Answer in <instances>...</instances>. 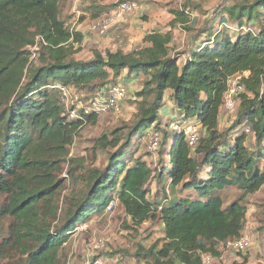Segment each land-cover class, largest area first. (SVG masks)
Wrapping results in <instances>:
<instances>
[{
	"label": "trees",
	"instance_id": "trees-1",
	"mask_svg": "<svg viewBox=\"0 0 264 264\" xmlns=\"http://www.w3.org/2000/svg\"><path fill=\"white\" fill-rule=\"evenodd\" d=\"M231 1L183 51L175 46L174 30L181 24L191 35L200 22L199 5L189 1L170 8L171 28L147 33V45L129 53L95 50L92 58L79 59L76 44L83 35L60 18V0H0V192L9 196L0 213L14 217L11 237L23 254L19 264H57L60 249L77 226L114 200L136 226L150 219L163 223L164 244L149 248L153 262L148 263L204 264L203 256L210 255L212 264H226L216 260L219 246L243 236L246 206L236 202L225 208L218 192L239 184L246 197L264 185V0ZM250 13L258 21L256 30L245 18ZM235 23L233 36L229 29ZM30 46L38 47L39 63L32 67ZM124 71L145 79L135 94L140 107L124 142L120 144V135L112 141L101 138V148L121 145L111 155L113 166L106 176L92 173L90 188L58 207V175L69 148L84 122H96L98 116L70 119L60 90L53 86L107 93L121 83L117 80ZM239 75L243 87L233 98L235 103L240 99V110L232 130L221 131L225 97ZM167 95L174 115L164 123ZM194 118L200 121V137L192 147L185 132L169 124ZM162 131L161 152L171 143L160 181L167 173L174 189L189 191L165 205L149 199L154 170L148 162L142 157L124 162L136 136ZM57 216L59 224L51 228L47 220ZM1 238L0 232V256L8 241ZM247 263L244 256L228 264Z\"/></svg>",
	"mask_w": 264,
	"mask_h": 264
},
{
	"label": "rangeland",
	"instance_id": "rangeland-1",
	"mask_svg": "<svg viewBox=\"0 0 264 264\" xmlns=\"http://www.w3.org/2000/svg\"><path fill=\"white\" fill-rule=\"evenodd\" d=\"M184 1L194 2L199 5L196 11L200 14V22L198 27L191 32V35L180 29L181 24L177 25V29L174 30L175 46L177 47L178 45V49L181 51L189 46L192 36L197 38L202 34L203 29L208 27L210 22L215 19V15L224 4H233L231 0H167V3L170 7L175 8L180 6ZM245 18L256 24L250 26L256 30L258 21L255 14L250 13ZM170 22L171 20L165 24H160L161 28L167 27V29H170ZM233 25L230 26L229 32L234 36L238 25L236 23ZM85 36L89 37L88 34H85ZM92 42L90 40L87 43H77L79 51L76 57L79 59H89L92 47L95 46ZM29 49L32 52L30 67L36 66L39 63L37 55L38 47L30 46ZM144 79V74H141L139 77H128L127 74L122 73L117 81L126 85L128 96L120 103L118 110L98 116L96 122L86 121L79 129L73 144L69 148L67 160L63 165L62 171L58 175V178L62 181V186L56 193L58 207H62L64 202H67L73 194L78 195L86 192L90 188L87 182L92 173L98 171L103 176L109 173L113 166L112 160H110L111 155L121 145H118L116 148H101V138L106 136L112 141L116 135H120L124 138L120 144L124 142L127 137L125 135L127 126L134 122L140 107L135 94L142 89ZM94 92L95 90L89 89H85L83 92L71 89L72 96L77 95L84 101L87 100V97L91 93L94 94ZM167 100H169V103L166 101V109L162 112L163 119L165 120L164 123L169 121L174 115L170 99L168 98ZM240 103V99L236 103L234 102L233 109H226L224 105L223 109L225 110L221 114L220 122L221 131L229 128L232 130L236 116L240 110ZM189 122L199 129L200 121L198 118H194ZM189 122H186V124ZM238 129L242 131L244 126ZM150 132L146 135L140 133L139 136L134 138L132 145L126 149L127 156L124 162L132 164L134 158L138 157H142L143 160L148 162L154 170V177L149 185V199L154 200L160 205H165L171 199L176 201L179 198L185 197L189 191H181L179 187L174 189L171 186V180L167 176V173L163 175L164 177L160 181V174L164 170L163 164L169 163L166 152L169 150L171 140L165 143L166 149L161 152V146L164 141L163 131L159 135V141L161 142L162 140V144L158 145L159 148L158 146L156 148L150 147L151 140L155 134ZM251 139L249 137V141ZM260 163L263 165L264 161H260ZM72 170L77 172L75 177L71 176ZM123 175L119 176V180ZM244 192L245 190L239 184H235L218 192V194L222 197L225 208H229L236 202H240L246 206V221L243 235H249L252 243L239 254L224 244L220 245L221 257L219 259L215 258L217 262L228 264L235 260L242 261L243 257L246 256L248 257L247 264H264V185L257 192L248 194L246 197H243ZM165 193L167 194L166 196ZM193 197H197L196 192H193ZM8 202V194L0 192V212L2 209H5ZM70 202L74 206V200ZM3 215L5 214L0 213L1 242H3L4 238L8 239V241L6 248L3 250V255L0 256V264H19L23 254L18 247V243L14 242V237H11L15 228L14 217ZM58 216L56 219L49 217L47 220L51 228H55L59 224L60 219ZM164 236V225L160 220L150 219L144 224L136 226L124 211L119 201L114 200L104 210L94 213L90 218L77 226L76 230L69 236L60 249L57 264H84L89 255L103 257L110 264H150L148 262H153V259L148 255L149 248L155 245L160 249L164 244ZM27 245L34 246L35 244L28 242ZM207 256L209 255H204V259ZM212 263L213 258L210 264Z\"/></svg>",
	"mask_w": 264,
	"mask_h": 264
},
{
	"label": "crops",
	"instance_id": "crops-1",
	"mask_svg": "<svg viewBox=\"0 0 264 264\" xmlns=\"http://www.w3.org/2000/svg\"><path fill=\"white\" fill-rule=\"evenodd\" d=\"M117 1L119 0H60V18L65 25L83 35L81 44L93 41L95 46L92 47L90 58L93 57L95 50L103 54L107 50H122L129 53L143 47L147 45L143 41L147 33L153 30H169L167 27L161 28L160 24H165L174 18L169 12L170 8L174 7H170L167 0H135L139 4L138 9L118 19L110 27L108 34L100 35L92 31L91 26L95 20L110 12V6ZM85 34L89 37L87 38ZM124 73L127 74V71ZM131 76L136 77L134 74ZM167 96L169 98V95ZM167 101L169 103V100Z\"/></svg>",
	"mask_w": 264,
	"mask_h": 264
},
{
	"label": "built area",
	"instance_id": "built-area-1",
	"mask_svg": "<svg viewBox=\"0 0 264 264\" xmlns=\"http://www.w3.org/2000/svg\"><path fill=\"white\" fill-rule=\"evenodd\" d=\"M139 7V4L135 0H119L113 9L110 10L104 16H101L91 26V30L100 34L106 35L109 32L110 27L121 18L133 13ZM243 75H247L246 73ZM243 75L237 76L230 85L228 94L225 97V108L233 109L235 99L233 94L242 89V85L239 83ZM58 88L61 93V101L65 104L66 110L70 116V119H83L87 116H100L111 111L118 110L120 103L124 101L128 96V88L124 84H116L109 88V91H99L94 94L93 97L82 100L79 96H72L71 89L61 84L53 86ZM169 128L175 131H184L186 134L187 142L189 146L194 147L200 137L199 129L189 123L181 124L179 121H173L169 124ZM159 141V134L155 133L151 140V148H156ZM251 237L249 235H243L235 241H228L226 246L230 249L239 251L248 248L251 245ZM99 247V246H98ZM204 264H210L212 257L209 255L204 259ZM84 264H110L105 258L100 256L89 255Z\"/></svg>",
	"mask_w": 264,
	"mask_h": 264
}]
</instances>
